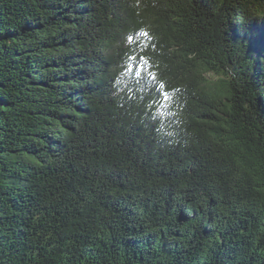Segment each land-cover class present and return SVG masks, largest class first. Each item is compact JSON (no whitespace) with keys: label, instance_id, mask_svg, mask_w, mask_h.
Here are the masks:
<instances>
[{"label":"trees","instance_id":"obj_1","mask_svg":"<svg viewBox=\"0 0 264 264\" xmlns=\"http://www.w3.org/2000/svg\"><path fill=\"white\" fill-rule=\"evenodd\" d=\"M0 264H264V0H0Z\"/></svg>","mask_w":264,"mask_h":264},{"label":"snow or ice","instance_id":"obj_2","mask_svg":"<svg viewBox=\"0 0 264 264\" xmlns=\"http://www.w3.org/2000/svg\"><path fill=\"white\" fill-rule=\"evenodd\" d=\"M161 88H163V87H161ZM162 95H163V100H164L165 102H167L168 99H169V96H168L166 93H162Z\"/></svg>","mask_w":264,"mask_h":264}]
</instances>
